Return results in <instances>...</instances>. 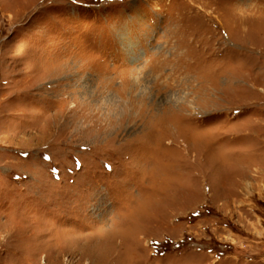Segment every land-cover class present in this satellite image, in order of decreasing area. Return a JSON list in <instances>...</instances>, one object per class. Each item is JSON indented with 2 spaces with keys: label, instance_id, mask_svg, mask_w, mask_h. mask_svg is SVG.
<instances>
[{
  "label": "rangeland",
  "instance_id": "374dc122",
  "mask_svg": "<svg viewBox=\"0 0 264 264\" xmlns=\"http://www.w3.org/2000/svg\"><path fill=\"white\" fill-rule=\"evenodd\" d=\"M0 264H264V0H0Z\"/></svg>",
  "mask_w": 264,
  "mask_h": 264
}]
</instances>
